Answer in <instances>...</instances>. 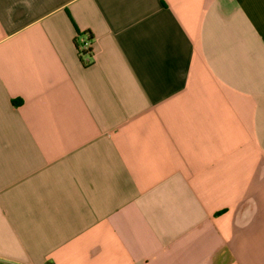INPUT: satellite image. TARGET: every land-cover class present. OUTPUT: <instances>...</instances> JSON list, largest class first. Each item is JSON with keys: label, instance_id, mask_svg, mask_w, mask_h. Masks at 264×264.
<instances>
[{"label": "crops", "instance_id": "0c3cea01", "mask_svg": "<svg viewBox=\"0 0 264 264\" xmlns=\"http://www.w3.org/2000/svg\"><path fill=\"white\" fill-rule=\"evenodd\" d=\"M0 264H264V0H0Z\"/></svg>", "mask_w": 264, "mask_h": 264}, {"label": "built area", "instance_id": "2783aa9c", "mask_svg": "<svg viewBox=\"0 0 264 264\" xmlns=\"http://www.w3.org/2000/svg\"><path fill=\"white\" fill-rule=\"evenodd\" d=\"M89 45V41H84L82 47L86 48Z\"/></svg>", "mask_w": 264, "mask_h": 264}]
</instances>
